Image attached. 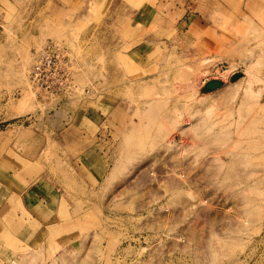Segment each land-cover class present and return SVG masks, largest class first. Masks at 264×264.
Wrapping results in <instances>:
<instances>
[{
	"label": "rangeland",
	"instance_id": "obj_1",
	"mask_svg": "<svg viewBox=\"0 0 264 264\" xmlns=\"http://www.w3.org/2000/svg\"><path fill=\"white\" fill-rule=\"evenodd\" d=\"M51 43L88 93L30 86ZM31 165L64 225L6 197ZM0 264H264V1L0 0Z\"/></svg>",
	"mask_w": 264,
	"mask_h": 264
},
{
	"label": "crops",
	"instance_id": "obj_2",
	"mask_svg": "<svg viewBox=\"0 0 264 264\" xmlns=\"http://www.w3.org/2000/svg\"><path fill=\"white\" fill-rule=\"evenodd\" d=\"M264 1V0H259ZM149 18V17H148ZM69 104V103H68ZM75 129L76 131L82 132L91 136L90 131L86 126L78 128L74 125L70 126V130ZM77 134V132H75ZM82 136V135H80ZM85 136V135H83ZM83 136L80 138L86 150H89V146H94L97 143L88 142ZM94 137L92 136V139ZM96 138V137H95ZM94 138V142H97ZM88 148V149H87ZM83 159V160H82ZM77 162H81V168L86 170L87 166L84 163H97V161L89 154H82ZM29 162L34 164L32 159ZM83 162V164H82ZM36 166V165H35ZM34 165L24 167V170L20 174L9 173L6 177H3L2 185L10 187L6 194V197L14 194L18 197L19 209L25 214L28 213V221L33 222L34 225L49 228L54 226H62V223L56 222L59 219V212L61 211L62 193L55 183V175L49 170L47 174L41 171V168H36ZM89 167V166H88ZM7 181L9 184H7ZM12 184V186H10ZM3 198V197H2ZM25 218V217H24ZM23 242L25 240H22Z\"/></svg>",
	"mask_w": 264,
	"mask_h": 264
},
{
	"label": "built area",
	"instance_id": "obj_3",
	"mask_svg": "<svg viewBox=\"0 0 264 264\" xmlns=\"http://www.w3.org/2000/svg\"><path fill=\"white\" fill-rule=\"evenodd\" d=\"M28 81L36 92L46 98L59 99V102L70 100L75 93L89 91L75 80L74 59L53 43L42 46L35 53Z\"/></svg>",
	"mask_w": 264,
	"mask_h": 264
},
{
	"label": "water",
	"instance_id": "obj_4",
	"mask_svg": "<svg viewBox=\"0 0 264 264\" xmlns=\"http://www.w3.org/2000/svg\"><path fill=\"white\" fill-rule=\"evenodd\" d=\"M238 76H240V74H236L232 77V80H235L238 78ZM222 86V81L217 80V79H213V80H209L208 82L205 83L204 88L202 89L203 91H212L218 87Z\"/></svg>",
	"mask_w": 264,
	"mask_h": 264
},
{
	"label": "bare ground",
	"instance_id": "obj_5",
	"mask_svg": "<svg viewBox=\"0 0 264 264\" xmlns=\"http://www.w3.org/2000/svg\"><path fill=\"white\" fill-rule=\"evenodd\" d=\"M196 82V81H195ZM207 92H210V91H207ZM206 93V92H205Z\"/></svg>",
	"mask_w": 264,
	"mask_h": 264
}]
</instances>
